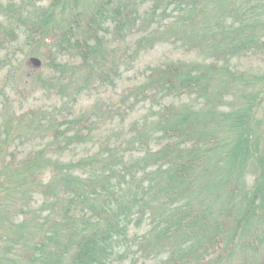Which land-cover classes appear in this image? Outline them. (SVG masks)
Listing matches in <instances>:
<instances>
[{"label": "trees", "instance_id": "obj_1", "mask_svg": "<svg viewBox=\"0 0 264 264\" xmlns=\"http://www.w3.org/2000/svg\"><path fill=\"white\" fill-rule=\"evenodd\" d=\"M68 1L48 0L30 16L17 17L27 43L36 47L49 43L55 53L74 52L80 60L77 66L89 69L83 86L95 78L109 82L111 75L104 70L110 50L107 36L115 33L125 39L137 28L136 1L97 0L77 11L71 10ZM158 2L153 0V12ZM167 4H173L178 12L174 22L185 28L195 25L200 0H169ZM57 10L64 15L56 17ZM195 34L191 41L168 42L189 50L214 47L211 61L171 60L150 67L144 81L130 88L124 99L131 100L129 107L133 109L146 100L187 97L199 108L188 103L161 105L150 127L146 121L133 127L128 146L119 145L120 153L101 148L66 165L43 160L41 151L21 160L0 156V172L4 170L7 177L22 176L27 180L32 176L35 182L38 167L46 162L54 171L41 191V212L46 211L39 223L42 232L36 241L30 238L24 243L28 249L24 264H35V260L40 264H109L116 257H128L125 251L130 244L142 257L160 258L164 264H219L253 221L264 218V171L254 172L249 188L242 171L233 176L218 172L224 159L226 163L238 162L242 168L248 165L247 152L256 137L254 126L259 128L256 109L264 101V78L234 72L221 58L227 50L237 56L263 53L264 41L247 39L215 45L213 41H199L197 31ZM16 37L13 29L3 30L0 25V48L6 46L8 38ZM158 42L164 41L150 36L138 45L150 48ZM71 72L75 74L77 70L71 68ZM214 75L218 83H214ZM258 79L262 80L259 91L241 93L244 106L219 111L231 90L241 88L239 82L252 85ZM80 122L68 119L65 123L70 126L65 133ZM84 136L76 128L66 137V145ZM1 137V146L11 140L6 133ZM262 140L264 143V136ZM129 147L144 148L142 155L129 158ZM222 149L224 156L216 158ZM73 168H85V177L71 174ZM209 183L228 190L229 196L235 198L229 204L233 210L230 217L197 206L202 188ZM132 223H146L148 228L141 236L130 238ZM228 264H264V259Z\"/></svg>", "mask_w": 264, "mask_h": 264}, {"label": "rangeland", "instance_id": "obj_2", "mask_svg": "<svg viewBox=\"0 0 264 264\" xmlns=\"http://www.w3.org/2000/svg\"><path fill=\"white\" fill-rule=\"evenodd\" d=\"M96 1L69 0L68 6L77 11ZM134 1L139 15L137 28L125 39L115 33L107 36L110 50L104 70L111 75L109 82L95 78L88 86H83L89 69L77 66L79 57L72 51L55 53L49 43L32 46L27 43L24 27L17 20L19 15L30 16L37 8L45 6L48 0H0L1 28H11L17 34L16 39L8 38L6 46L0 48V156H13L21 160L41 151L43 160L50 159L59 165H66L101 148H111L120 153L119 145L123 143V147L128 146L133 127L144 121L150 127L161 105L188 103L194 106L195 101L187 97H166L142 101L130 109L131 100L124 99V94L130 88L144 81L150 67L171 60L208 62L213 58L214 47L189 50L179 43L168 41H191L196 37V31L199 41H213L215 45L247 39L264 41V0H200L194 15L195 25L186 28L174 22L178 12L173 4H167L169 0H159V7L154 12L151 9L153 0ZM55 15L62 17L64 12L57 10ZM150 36L164 42L155 43L150 48H140L139 41ZM30 57L39 59L40 66L28 64ZM221 60H225L234 72L264 78V52L237 56L227 50ZM71 68L77 72L73 74ZM113 69L116 70L113 72ZM217 77L214 75V83L219 82ZM257 81L252 85L239 82L238 88H241L231 90L232 94L220 105L219 111L244 106L241 93L245 90L259 91L262 80ZM78 87L81 89L74 93ZM256 112L259 128L254 126L256 137L247 152L250 158L248 165L242 168L238 162L226 163L224 159L218 170L219 174L225 176L238 175L242 171L246 188L251 185L256 170L264 171V132L259 133L264 131V101ZM68 119H80L81 122L65 133L70 126L65 123ZM76 128L80 129V134H85L84 138L66 145V137ZM3 133L11 140L1 146ZM151 147L154 149L156 146L151 142ZM127 149L128 157L136 159L142 155L144 148ZM110 150L105 151L109 153ZM224 151H218L216 158L223 157L221 152ZM212 160L215 161L214 157H211ZM2 163L6 164L4 161ZM46 163L38 167L35 182H32V176L26 180L22 176L7 177L4 170L0 172V264H24V258L28 255L24 243L30 238L36 241L42 232L39 223L46 211L41 212V191L54 173ZM0 169L3 168L0 166ZM71 174L85 177V168H73ZM229 194L228 190L209 183L202 188L197 206L206 207L213 214L230 217L233 210L229 204L235 202V198ZM147 228L146 223H132L129 237L141 236ZM231 248L219 264L264 259V218L253 221L245 235L240 241L238 239L235 244L232 243ZM125 254L128 257H116L109 264H164L160 258L152 260L142 257L133 244ZM33 262L40 264L37 260Z\"/></svg>", "mask_w": 264, "mask_h": 264}, {"label": "water", "instance_id": "obj_3", "mask_svg": "<svg viewBox=\"0 0 264 264\" xmlns=\"http://www.w3.org/2000/svg\"><path fill=\"white\" fill-rule=\"evenodd\" d=\"M27 62H28V64L30 63V64L34 65L35 67L40 66V60L35 58V57H30Z\"/></svg>", "mask_w": 264, "mask_h": 264}]
</instances>
